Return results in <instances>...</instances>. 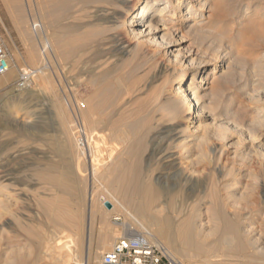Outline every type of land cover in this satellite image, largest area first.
Listing matches in <instances>:
<instances>
[{"label": "bare ground", "instance_id": "bare-ground-1", "mask_svg": "<svg viewBox=\"0 0 264 264\" xmlns=\"http://www.w3.org/2000/svg\"><path fill=\"white\" fill-rule=\"evenodd\" d=\"M202 1V3L201 0L10 1L11 5L17 7L18 9L15 19H13L16 22L15 25L19 30V34L22 39L27 37L29 40L26 58L29 62V65L31 66L20 67L18 70V72L25 71L26 73H29V77L31 78L28 86L29 89L14 87L11 92L12 97L15 96L17 98L26 91L27 93H31V91H44L53 85L54 81L52 83L51 75L54 73L53 70L55 69V65L53 63L54 61H52L54 67L52 66L50 61L51 55L56 54V56H59H57L59 59H75L83 74L91 77L94 88L92 95L83 106L84 108L80 109L79 124L77 127L79 131L78 133H80L79 135L81 136V140L77 141V138H80V136L74 139V141H76L75 145L78 148L77 150H79L78 153H80L85 158H82L83 161L86 160L87 162L88 170L90 171L91 176V184L115 183L116 185H113L118 186L119 189L116 191L117 193L113 195V199L116 201L117 206L127 213L128 208L132 210L134 217L133 214H128L129 216L133 217V221L137 225L138 230L135 229V226L132 223H128L126 221L123 223L117 222L119 217L116 214H114L116 216L112 218L114 220L113 223L115 225H122L123 229L135 230L141 234L144 239L149 240L158 246H163L170 256L182 264H185V262H183L184 257L181 253H179L169 231L171 228L169 220L171 221L172 218L169 216L168 219L166 218L167 212L164 214L166 217H161L166 205L164 207L163 205H160L161 203L158 201V199L161 194L156 189L154 183H165L163 180L166 178H170L172 180L174 179L175 183H216L213 182V178H211L212 176L209 177L210 173L207 171L206 165L201 167L199 172L196 170V168L194 170L191 168L189 170L187 168L188 165L191 164V166H196V164H199L201 161L198 159L194 160L196 153L202 155L201 158H203L204 155L201 154L202 152H196L194 150V146L199 145V147L203 148L201 144H208L210 138L213 139L215 137L218 140L224 141L229 137H226L228 134L225 135V132H229V135H232L233 132H238V134L243 135L242 132H244L240 128L241 126L238 127L234 121L226 117L222 118L220 122L205 124L204 121L207 119V116L204 113V109L208 107V104H212L214 101H217V99L220 98L223 88L230 82L238 84L236 85V87L238 86L239 89H237L238 92L243 93L244 91L241 89L243 87L241 86V83L246 79H242L243 77L241 76L238 79H235L233 78L232 73L218 75L217 73L220 70V60H217L214 63L212 70L205 72L206 67L209 65L207 62H196L193 60V58L186 60L187 57L191 56L189 53H187L188 55L185 57V59H179L181 52L179 53L177 49V51L174 52L175 49H173L175 46H179L183 41H185L183 33L178 35V32L181 31L182 27L185 25V23H187V21H192V24L186 31L193 33L197 32L199 37H201V32L204 31L203 29L209 30L210 32L216 30V28L222 22L227 5L234 4L238 0ZM5 3H7V1H5ZM204 11H207L206 15H203ZM245 12L246 9L243 10L242 14L244 15ZM27 13L29 16L28 19ZM201 17H204L203 21L206 19V22H204L202 25L200 24L199 26H196V24L202 20ZM199 18L201 19L197 20ZM221 37V34L215 33L213 34L212 39L213 41L221 42ZM220 54L221 53H219L218 59H221ZM56 56L55 58L53 57V60L56 59ZM162 56H165L166 61L169 63H180L182 66V71L174 77L172 76L174 73L167 74V70L169 69H167L168 67L166 68V65L164 64L165 61L163 62L165 59H162ZM17 57H22V55L18 52ZM195 64L196 68L193 70L191 67ZM252 68L254 69V72L255 69L259 72L264 70L259 60L254 63ZM252 68H250L251 72L253 70ZM137 69H141L142 72L144 71L145 75L149 73L150 74L147 77V82H145V79H141L145 81H141L140 83H143L140 86H138L140 84L138 83V87H135L137 82L134 81L133 74ZM137 74H135V77L139 76ZM12 75L13 70L12 67H10V69L5 74H3L1 83L4 86L9 84L8 82L10 81V77ZM141 75L139 77L142 78ZM250 75L252 74L250 73ZM136 78V80L139 79L138 77ZM208 78L211 80H207ZM157 80H161V82L159 83ZM155 81H157L159 84H153L154 86H151ZM133 82L136 84H133ZM143 89L147 90L148 94L146 91L145 94H147V96H145V100L143 99V95V97L140 96L142 99L140 97V99L138 98L139 100H143V102L140 104V106H138V100L136 101L138 103L137 105L135 104V106H138L136 107L137 110H132L134 109V106H132V111L130 112V110L127 109L128 107L125 106L124 109H127V113H130L125 114L126 112H120V108L122 109V106L124 107V105H128V102L129 104L132 103L131 105L134 103H130L131 99L128 98L130 99L128 100L125 98V96L128 95L130 97L129 94H132L137 90L141 91ZM246 91V95H242L248 97V93H246ZM258 91L259 89L257 92ZM117 92H121L122 95L124 94V96L121 95L122 97L119 96L121 99H117L115 97L118 94ZM251 95H253L252 92L250 96ZM122 98H125V101H123ZM117 100H119V102L122 101L123 105L116 107V109L113 110L109 116L108 113L106 114L104 111L110 105H119V103L117 104ZM251 100L252 99H250V101ZM256 113V118L249 121L257 131H255V134L254 132H247L248 135L246 134L247 136H244L242 139L247 143L248 146H246L245 150L243 149L241 152H239V150L238 152L234 151V148L233 156H243L242 158H245L246 160L251 159L250 152H253L252 154H255L256 165H258V167L260 166L264 168V118H262V112L257 111ZM115 116H117V118H115ZM90 118H92V120H90L92 121L91 123L88 120ZM113 118H115L117 123H119V125H114L116 127L112 126V122L114 121ZM72 126L74 127V125ZM238 134L237 136H239ZM238 140L239 137H237V141ZM237 141L234 142L237 143ZM147 144L149 145L148 147ZM245 145L246 144H244V146ZM191 146H193L192 148L196 153L192 152L193 150L190 148ZM224 146L225 143L220 146L215 144L214 147L211 146L212 148L209 152L212 156V159L210 160L212 161L213 165H215L213 167V171L216 173L220 170V167H217L219 161L222 160V157L225 154ZM120 147L123 149L121 150ZM178 147L185 150L183 153V158H186V167L183 166V163L186 161L175 156L173 149ZM147 148L148 157L144 159L143 153ZM204 149L206 150L208 147ZM180 153L176 154L180 155ZM122 155H126V157L124 158ZM206 155L207 154L204 156ZM143 159L145 162L144 167H142ZM74 162L76 161L73 160V163ZM154 164L158 167H153L151 169L152 165ZM224 167L227 172L228 169L226 166ZM8 168H6V170H9ZM60 170H62V168ZM154 170L157 171L155 174H153ZM5 172L4 170L0 169L1 178L14 179L11 177V173H7V171ZM79 172V174H81V170ZM192 173H198L199 177L196 176V179H193L194 175ZM226 174H229V171ZM248 174L250 175V173ZM244 175L247 176L246 174ZM79 176L81 178L82 175ZM37 177H39L41 180H44V182L48 180L50 182L49 184L56 188L55 193H65L68 195V199L67 197L60 195H56L54 197L51 196V198H42L41 196V199H37L35 204L36 208L38 209V213L36 212V214L32 216V219L35 220L36 216L40 215L42 218V223L40 222V225L48 224V226H58L62 229L66 226H70L74 229L76 228V230L73 229V231L61 234L62 232L56 231L57 229H55V227H51L53 229L50 230V228L49 235H47V239L50 243L44 247V250H41L42 247L41 245L39 246V241H34L33 245L37 247V251L35 252L31 262L27 263L23 258H20L17 261V264H36L37 260H39L38 258L41 256H44V259L46 257V260H50L54 264H89L90 256H88L87 260H85V258L82 259L81 257L82 237L79 235V230H81L80 228L82 227L79 225L80 228H78L76 225L79 224L82 219H84L85 214H87V237H85V243L87 246L85 247H87L88 251L91 250L89 249L90 228L92 227L90 225V218L94 217V203L95 201H99L101 206L103 205L105 207L101 197H103L106 201H109V199L104 196L105 194L101 196H99V194L97 195L94 187L90 184L88 188L86 187V193L78 189V176H76L73 168L69 171H59L56 175H48L47 171H41L38 172ZM239 179L240 178H238V180ZM2 180H0V219L9 213H13L15 215L17 212L16 210L20 207V201H31L30 195L25 193L24 189L20 187L21 183H13V181H10L12 183H5ZM224 185L226 184L224 183ZM228 185L225 188H228ZM211 189L212 192H209L211 197V215L214 214L225 219L224 222L222 221L224 233L222 234L221 239L215 244L216 249H212L213 247L210 248L207 246L206 248L212 249L211 254L209 255L210 251L207 252V258L204 254L203 259H206L198 261L195 264H216V262L218 263L217 260H222V257H225L226 260H233L235 263L232 262V264H251L256 254L254 253L255 256L252 257L249 255L251 252L249 254L244 252L247 245L257 247V242L252 240V238L250 239V227H240L236 222L225 218L226 208L230 207V205L231 207L235 206V203L238 199L237 195L226 190V194H221V196L218 194V190L216 191L213 186ZM96 190H99V188ZM219 191H221V189ZM44 192L48 193V191ZM85 197L86 201L84 202ZM163 198L164 197H162V199ZM70 201H73L75 205L81 204L82 207H72L70 205ZM157 201L159 204H155ZM109 202L111 203V208L105 207L106 214L117 212V206L115 202ZM167 205L169 204L167 203ZM27 206L28 205L26 203L24 208L28 209ZM173 207L174 206L170 208ZM176 207L174 210L177 209ZM168 210L169 212H172L170 209ZM182 211L184 213V210ZM182 211L177 210V213L179 214L181 212L182 214ZM33 212L35 213V211ZM241 213L239 212V214ZM173 215L176 216L175 214ZM24 220L29 219L25 218ZM184 221L185 220H183V222ZM104 222H106V219ZM192 222H194V220ZM218 222L220 223V220ZM9 223V221H3L2 225L6 224L7 226ZM172 223L174 224L175 222ZM176 223H178V221ZM217 225L220 224L217 223ZM25 226V231L30 235L36 238L40 237V233L35 227L28 224ZM191 226H194V224ZM220 226H217L215 229H218ZM201 229H199L200 233L197 234L202 233ZM253 229L250 230L252 231L251 234H254ZM195 231L199 232L196 229ZM58 232L61 234L60 236L57 235ZM181 232L182 230L180 233ZM181 235V238L183 237L189 246H194L195 250L193 251H197L200 249L199 247L203 246V244L201 246L198 245L200 242L197 241V239L194 241V234L191 228L183 231ZM202 235L204 234L202 233ZM111 237L112 235L108 234L107 232L103 233L102 241L99 243L98 247V254L101 255V253H103L101 252L102 248H105L110 244L109 239ZM52 240H54V242ZM233 240L235 241V245L231 246V242L233 244ZM190 248L192 249V247H189V250H191ZM255 250H257L258 253L259 247L255 248ZM191 252L192 251H190V253ZM199 253H202V251ZM85 257L87 256L85 255ZM187 258L190 259L189 256ZM211 258L214 259L212 260ZM262 261H264V259Z\"/></svg>", "mask_w": 264, "mask_h": 264}, {"label": "rangeland", "instance_id": "rangeland-1", "mask_svg": "<svg viewBox=\"0 0 264 264\" xmlns=\"http://www.w3.org/2000/svg\"><path fill=\"white\" fill-rule=\"evenodd\" d=\"M5 1H7V3H5ZM10 1L11 0H0V32L3 34L5 43L7 47L9 48L11 56L13 57V60H14V62L11 63L13 75L10 77V81L8 82L9 84H6L7 86L6 85L4 86L1 83L3 79V75H0V103L2 104V105L0 104L1 105L0 106V148H1L0 149V166H1L0 169L4 170V172L7 171V173H11V177H13L14 179L7 178L8 179L7 180L6 178H1V173H0V180L3 179L2 181L5 183H12L10 181H13V183H16V182L21 183L20 187L24 189L25 193L30 195L31 201H25L28 205L27 206L28 209L24 208V206H26V203L23 201H20V207L16 210L17 212L15 213V215L13 213L12 214L9 213L8 215L6 214L5 216H3V218L0 219V264H17V261L20 258H23L24 261H26L27 263L31 262V260L33 259L35 255V252L37 251L36 249L37 247L33 245V242L39 241V246L41 245L42 247L41 250H44V247L50 243L47 239L48 237L47 235H49V229L51 227L53 228L55 227V229H57L56 231L62 232L61 234L68 233L69 231H73L74 229L73 227H70V226H66L62 229L58 226H50V225L48 226V224L40 225V222L42 221V218L40 217V215L38 216L35 215L36 216L35 220L32 219V216L36 214V212L38 213V209L36 208L35 204H36L37 199L39 198L41 199V196L42 198H51V196L54 197L56 195L57 196L60 195V196L67 197L68 199V195H66L65 193L64 194L62 192L55 193L56 188H54L51 184H49L50 182L48 180L45 181L46 182L45 183L44 180L39 179V177H37L38 172L47 171L48 175H56L59 171H63V170L69 171L70 169L73 168L76 176H78L79 178V179L77 178L78 189L86 193L88 186L92 185L97 195L99 194V196H101L105 194L104 196H106L109 199V201H113V203L115 202V204H116V201L113 199V195H115L117 193L116 191L119 189L118 186H114L116 185L115 183H102V184L92 183L91 184L90 182L91 176H90V171L88 170L87 162L86 160L83 161V159L85 158L80 153H78L79 150H77L78 148L75 145L76 141H74V139L80 136L79 135L80 133H78L79 131L77 127L79 124L80 109L84 108L83 106L86 104L87 100L92 95L93 89H94L92 85L91 77L83 74V72L80 70L79 65H77V62L75 59L73 58H66V59L60 58L59 59L58 55H57L58 57L56 56V54L51 55L50 61L51 63L52 61H54L53 63L55 65L54 67L52 63V66L55 68L53 70L54 73H52L51 75L52 83L54 81L53 85L44 91H38V92L31 91V93H27L26 91L22 95L18 96L17 98L15 96L12 97L11 92L15 87L14 82L18 76L19 68L20 67H31V66L29 65V62L27 61V58H26V51H27V48L29 47L28 45L29 40L27 39V37H25V39H22L19 34V30L17 26L15 25L16 22L14 20L18 12V9L17 7L11 5ZM238 1L235 2L234 4L227 5V7L225 8L226 9L225 15L222 19V22L216 28L217 32L216 30H213L210 32L209 30L203 29L204 31L201 32L202 33L201 37H199L197 32L193 33V32L186 31L189 28V26L192 24V21H187V23H185V25L182 27L181 31L178 32L179 34L177 33L178 35L183 33L185 41H183L179 46H175L173 48L175 49L174 52H176L177 50L179 51V53L181 52L179 59L180 58L185 59V57L188 55L187 53H189L191 54V56L187 57L186 60L193 58V60H195L196 62H203V63L207 62L209 65L206 67L205 72L212 70L214 67V63L217 60H220L219 62L220 70L217 73L218 75L219 74L223 75L225 73H232L233 78L235 79L236 78L238 79L240 76L243 77L242 79H246L244 82L241 83V86H243L241 88L243 89L242 91H244L243 93L238 92L239 90L238 86L236 87V85L238 84L230 82L228 85H226L223 88L220 98H218L217 101H214L212 104H208V107L204 109V113L207 116L206 117L207 119H205L204 121L205 124L220 122L222 118L226 117L234 121L238 127L241 126L240 128L244 131L242 132L243 135L238 134V132H233L232 135H229L230 134L229 132H225V135L228 134L226 137L229 136L228 139L224 140L225 142L223 140H218L215 137L213 139L210 138L211 142L209 141L208 144L204 143L205 146L204 144H201L203 148L199 147V145L198 146L195 145L194 150L196 152L198 151L200 153L202 152L201 154L208 155V156L206 155L207 157L203 155V158H201L202 155L194 152L192 148L193 146L190 147L193 150L191 151L193 153H196L197 155V156L195 155L194 160L198 159L201 161L199 162V164L195 163L196 166L194 164H193L194 166H191L190 164L188 165L187 168L189 170L190 168L193 170L196 168V170L199 172L201 167L206 165L207 171L210 173L209 177L212 176L211 178H213V182H216V183H211L212 185L210 183H175V180L174 179L172 180L170 178L164 179L163 182L165 183H154L156 189L161 194V196H159V199H158V201L161 203L160 205H163V207L166 205L164 207L165 210L161 214V217L167 216L166 218L168 219V216H169L170 218H172L171 221L169 220L170 227H171L169 231L171 233V236L174 240V244L176 245L179 253H181L182 256L184 257L183 262H185V264L186 262L187 264H190V263L195 264L198 261L206 259L208 256L207 252L210 251L209 253L210 255L211 250L216 249L215 244L217 243L218 240L221 239V236L224 233L222 221L224 222L225 219L223 217H218L214 214L211 215V210H210L211 209V199H210L211 197L209 195L210 194L209 192H212L211 191L212 186L216 191L218 190L217 192L219 195L221 194L224 195L226 194L227 191L235 193V195H237L238 199H237V202L235 203V206L231 207L230 205V207L233 210L230 207L226 208L225 218L236 222L240 227L241 226L250 227V228L248 227L249 233H250V239L252 238V240H255L257 242L256 245L257 247H259V251L261 252L258 251V253H260L258 254L257 250H255V248L257 247L256 246L254 247L251 245H247L244 252L246 254H249L251 252L249 255H251L252 257H254L256 254L251 264H255V263L264 264V261H262L264 259V256H263L264 255L263 254L264 252L263 250L264 249V168L260 166L258 167V165H256L255 154H252L253 152H250L251 159L245 160V158H242L243 156H239V155L233 156L234 151L238 152L239 150V152H241L243 151V149L245 150L246 146H248L247 143L244 142L242 139L244 138V136L246 137L248 135L247 132L249 133L254 132L255 134V131H257L255 130V127L252 126L250 122L251 120H254L256 118L257 116L256 112L257 111L262 112L261 115H262V118H264L263 116L264 115V97H263L264 95H262L264 94V70L262 72H259L255 69V72H254V69L252 68L254 63L259 60L260 64L262 65L264 69V59H263L264 58V51H263L264 50V14H263L264 13V0H238ZM202 2L203 1L201 0V3ZM245 9H246V12L243 15L242 13H243V10ZM206 14H207V11H204L203 15H206ZM28 18L29 16L27 13V19ZM201 18L202 20L199 22L197 21L198 23L196 24V26H199L200 24L202 25L204 22H206V19L203 21L204 17H201ZM201 18L197 20H200ZM196 28H199V27H196ZM215 33H219L222 35L221 42L213 41L212 38H213V34ZM18 52L22 55V57H17ZM219 53H221L220 54L221 59H218ZM55 56H56V59L53 60V57L55 58ZM161 58L165 59L166 57L162 56ZM163 62L166 65V68L168 67L167 69H169L167 70L168 71L167 74L174 73L172 75L173 77L182 71V66L178 62L169 63L166 61V59L163 60ZM196 64L192 65L191 68L193 70L196 68ZM250 68L253 69L252 72ZM137 73H141L142 75L137 74ZM250 73L253 76L250 75ZM135 74L139 76L141 75L142 78L139 76H136L139 78L138 79L139 81L136 80L137 78L135 77ZM149 74L145 75L144 71L142 72L141 69H137L133 74V79L135 82H137V84L133 82V84H136L135 87L140 86L145 80H146L145 82H147L148 81L147 77L149 76ZM141 79H145V80H141ZM207 80H211V79L208 78ZM141 81L143 82L140 83ZM157 81H155L156 84L154 82L152 83L151 86L157 85L161 82V80L158 81L159 83ZM138 83L140 84L138 85ZM27 88L29 89V87ZM256 89L257 90L259 89V91L257 92ZM146 91L147 90L145 89L141 91L137 90L136 91L137 93L134 92L132 94H129L130 97L128 95H127L128 97L125 96V98L127 99L130 98L132 100L131 101L130 99H128L130 100V103L131 102H134V103L133 105H131L132 103L129 104L128 102V105H130L131 107L126 104L124 105V107L122 106V109L120 108V112L122 113L126 112L125 114H129L132 110L134 111L137 110L136 107L140 106V104L143 102V100H139V99L144 96L143 99L145 100L146 98L145 96H147L148 94V91H147V94H145ZM245 91L246 93H248L247 94L248 97L242 95V94H245ZM251 92L253 93V95L250 96ZM121 95L122 93L119 92L115 97L117 99H121L120 97L124 96V94L122 96ZM249 97L250 99H252L251 100L252 102L250 101ZM125 98H122V100L125 101ZM137 100H138L139 105L135 106V104L136 105L138 104L136 102ZM118 103L119 105L117 106L115 104L114 106L110 105L109 107L105 109L104 112H106V114L108 113V115L110 116L112 111L115 110L116 107H120L121 105H123L122 101L119 102V100H117V104ZM125 106L128 107L127 109L130 110V112L127 113L128 110L124 109ZM132 106H134L133 107L134 109H132ZM123 109H124V112H123ZM115 118H117V116H115ZM115 118H113L114 121L112 122V126L119 125V123H117ZM88 120L90 123L92 122L90 121L92 120V118ZM72 125H74V127ZM237 134L239 136H237ZM237 137H239L240 141L239 140L237 141ZM79 140H81V136L80 138H77V141ZM234 141H237V143H235ZM224 143H225V146H224L225 154L222 157V160L219 161V164L217 167H220L219 168L220 170L219 172L216 173L213 171V167L215 165H213L212 161L210 160L212 159V156H211V153L209 152H210V149L214 147L215 144L220 146V145H223ZM243 143L246 145L244 146ZM148 146L149 145L147 144V147ZM206 147H208V149L205 150L204 148ZM122 149L123 148H121V150ZM173 151L175 153V156H177V158H181L182 160L186 161V158L185 157L183 158L184 156L183 153L185 151L183 148L181 149L180 147H178L176 149H173ZM205 151L208 153H206ZM147 152H148V148L143 153L144 159L148 157ZM176 153L177 154L180 153V155H177ZM122 156H124V158L126 157V155H122ZM144 159L142 162V167L145 166ZM73 160L76 162L73 163ZM186 163L187 161L183 163L184 164L183 166L186 167L185 165ZM5 166L6 168L9 167L8 168L9 170H6ZM224 166H226V168L228 169L227 172L229 171V174H226L227 172ZM153 167L155 168L158 166L154 164L152 165L151 169ZM61 168L62 170H60ZM80 170H81V174H79ZM86 171L88 174L86 173ZM155 172L157 171L154 170L153 174H155ZM194 173H192L194 175L193 179H196V176L199 177L198 173L196 174ZM248 173H250V175ZM78 174L82 175L81 178ZM244 174L246 175L248 174L249 176L248 175L245 176ZM238 178H240L241 180L240 179L238 180ZM224 183L226 185H224ZM227 185H228V188H225ZM96 187H98L100 191L102 189L103 192L96 190L98 189ZM220 189L222 193L221 191H219ZM44 191H48V193ZM240 196L241 198L243 196L242 198L243 200L240 198ZM162 197L164 198L162 199ZM85 201H86V197L84 199V202ZM158 201L155 204H159ZM95 203H94L95 212L93 215L94 217H92L93 219L90 218V222H91L90 225L92 227L90 226L91 228H90L89 249L91 250L88 251L87 247H85L87 246V244L85 243V237H87V231H86L87 230L86 222L88 220L87 214H85L84 219H82V221L76 225V227L78 228L82 227L80 228L81 230L78 229L81 232V233L79 232V235L80 237H82L81 257L82 259L85 258V260H87L88 256H90L89 264H99L100 254H98V247H99V243L102 241L103 233L107 232L108 234L112 235V237L109 239L110 244L107 247L102 248L101 252L109 250L114 240L117 238V236H120L121 233L123 232L122 225H115L113 223L114 220L112 218L114 216L118 215L119 220L117 222L123 223L126 221L128 223H132L135 226V229L138 230L137 225L133 221L134 214L131 209L128 208V213L131 215L133 214V217L129 216V214L123 209H121L119 206H117V204H116L117 212L106 214L105 207L103 205L101 206L99 201L98 202L95 201ZM167 203L169 205H167ZM174 204H176L177 207ZM70 205L72 207L77 206V208L82 207L81 204L75 205L73 201L72 202L70 201ZM169 206L170 207L174 206V207L170 208ZM175 207L177 208L176 210H174ZM168 209H170V211H172L173 213L169 212ZM177 210L179 211L184 210V213L182 211V214L181 212L178 214ZM228 210L231 215L228 213ZM33 211H35V213ZM239 212L240 213L242 212V213L239 214ZM164 214H166V216ZM173 214H175L177 217L174 216ZM184 214L185 215L190 214V215L185 216ZM182 215H184L186 219ZM25 218H28L29 220H24ZM104 218L106 219V222H104L105 221ZM218 218L220 220V223L218 222L219 221ZM183 220L185 221L183 222ZM193 220L194 222H192ZM3 221L4 222L9 221L10 223L7 224V226L6 224L2 225ZM177 221L178 223H176ZM172 222H175V223L173 224ZM188 222H189V225H188ZM241 222L243 225L241 224ZM217 223L220 224L221 226L217 225ZM26 224L35 227L37 231L40 233L39 234L40 237L36 238L30 235L28 232H26L24 229L26 228L25 226ZM193 224L194 226H191ZM217 226H220V227H218V229H215ZM53 228H51L50 230H52ZM186 228L192 229L193 234H194V241H196L197 239V241L200 242L198 243L199 246L203 244V246L199 247L200 249L198 250L196 249L197 251H193L195 250L194 246L192 245L189 246L185 242L184 238L183 237L181 238L182 236L181 233L187 230ZM198 228L199 229L202 228L201 232L204 235H202V233L197 234V233H200V230ZM195 229L198 230L199 232L195 231ZM252 229H253L254 234H251L252 231L250 230ZM74 230H76V228ZM181 230L182 232L180 233ZM61 234H59L58 232L57 235L60 236ZM179 239H182L183 242L182 240H179ZM45 241H46V244H45ZM52 241L54 242V240ZM176 242H179V243H176ZM234 243L235 241L233 240V244L231 242V246H234L235 245ZM177 244L179 247L177 246ZM207 246L210 248L212 247L213 248L212 249L206 248ZM182 247L184 250L182 249ZM189 247H192V249L190 248L191 250H189ZM202 247H205V248H202ZM190 251H192L193 253L192 252L190 253ZM201 251L202 253H199ZM204 254L206 258L203 259ZM85 255L87 257H85ZM95 255L97 258L95 257ZM195 255H197L198 257ZM188 256L190 257V259L187 258ZM226 258H233V257H226ZM38 259L39 260H37L36 264H54L52 263V261L46 260L47 259L46 257L44 259V256H41ZM211 259L213 260L214 258H211ZM225 260H226L225 257H222V260L221 261L217 260L218 263L216 262V264H220V263L221 264H224V263L232 264V262L235 263L233 260H226L227 262Z\"/></svg>", "mask_w": 264, "mask_h": 264}, {"label": "built area", "instance_id": "built-area-1", "mask_svg": "<svg viewBox=\"0 0 264 264\" xmlns=\"http://www.w3.org/2000/svg\"><path fill=\"white\" fill-rule=\"evenodd\" d=\"M13 57L0 32V75L5 74L13 63ZM29 73L19 71L14 82L17 88H27L30 83ZM99 264H182L170 256L163 246H158L144 239L132 229H123L111 248L101 253Z\"/></svg>", "mask_w": 264, "mask_h": 264}, {"label": "water", "instance_id": "water-1", "mask_svg": "<svg viewBox=\"0 0 264 264\" xmlns=\"http://www.w3.org/2000/svg\"><path fill=\"white\" fill-rule=\"evenodd\" d=\"M101 200L104 202L105 207L111 208V203L109 201L104 200L103 197H101Z\"/></svg>", "mask_w": 264, "mask_h": 264}]
</instances>
